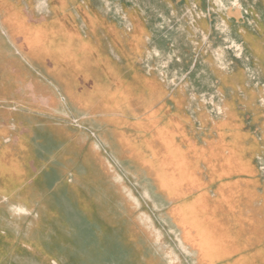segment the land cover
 Masks as SVG:
<instances>
[{
	"label": "rangeland",
	"instance_id": "374dc122",
	"mask_svg": "<svg viewBox=\"0 0 264 264\" xmlns=\"http://www.w3.org/2000/svg\"><path fill=\"white\" fill-rule=\"evenodd\" d=\"M150 258L264 264V0H0V264Z\"/></svg>",
	"mask_w": 264,
	"mask_h": 264
},
{
	"label": "crops",
	"instance_id": "0c3cea01",
	"mask_svg": "<svg viewBox=\"0 0 264 264\" xmlns=\"http://www.w3.org/2000/svg\"><path fill=\"white\" fill-rule=\"evenodd\" d=\"M44 26V25H43ZM47 27V26H46ZM48 28H50V27H48ZM65 41L66 40H63L61 37H60V35H58V38L56 37L55 38V44H50V43H52V42H50V40L48 39V40H44V42H42L41 44L46 48V49H48V50H51V51H53V49H49V48H54L55 47V45L56 44H60L61 43V45H64V47H65ZM57 46V45H56ZM72 46H75V47H78V48H80V46L79 45H72ZM58 47V46H57ZM63 47V48H64ZM63 48H59V49H63ZM86 52H88L87 50H86ZM85 52V53H86ZM90 53L88 52L87 53V60L88 61H91V57H90V55H89ZM28 56V55H27ZM89 56V57H88ZM28 58L30 59V60H32L33 62H36L35 60H33V58L32 57H29L28 56ZM59 66H61V64L60 63H57V67H58V69H59V76H58V79H57V84L59 85V87H60V89H61V91H62V93L66 96V97H68V99H69V102H70V105H71V108L73 109V110H75V111H78V112H87V111H91L92 113H96L97 115H102L103 113H105L106 112V114H108V116H107V118H105L104 120L102 119L101 120V118L99 119V121H101V123H103V121L104 122H107L108 120V118H109V116H111V115H113V113H111V110L110 111H106V110H100L99 108L100 107H98V106H101V102H102V100H104L105 98H106V95H108L110 92H108V93H106L105 95H103V92H105V90L103 89L102 91H100L99 93H95V97H94V101L92 102V104H91V106L90 107H83V106H79L77 103V99H78V96H77V91L75 90L76 89V87L74 86V87H67V89L65 88V83L67 84V83H69L70 81H71V79H68V81L67 80H64V81H59V77H63V74H62V72H61V70H60V67ZM74 72H76V71H74ZM73 75H76V73H72ZM25 77H27L26 75L24 76V78ZM75 77V76H74ZM74 77H72V78H74ZM65 82V83H64ZM4 83V82H3ZM97 84H98V81H97V83H96V88L95 89H97ZM36 85L38 86H41V87H43V88H45L47 91H48V89H47V87H45L44 85H40L39 83H36ZM3 87H4V89H5V91H6V93H8L9 95H11V94H13L12 93V90H13V83H10L9 84V86H6L5 84H3ZM48 92H52L51 90L50 91H48ZM112 93V92H111ZM51 95L52 96H50L49 95V99H51V101H50V103H53L54 105H52L53 107H60V104L58 103V98H57V95L55 94V93H51ZM98 97V98H97ZM97 99V100H96ZM106 102V101H105ZM98 117H101V116H98ZM88 163H89V167H90V170L95 174V175H97V173H96V169H94L93 168V166H92V164L90 163V161H88ZM92 166V167H91ZM78 179H80L79 177H77ZM96 213V212H95Z\"/></svg>",
	"mask_w": 264,
	"mask_h": 264
},
{
	"label": "bare ground",
	"instance_id": "6f19581e",
	"mask_svg": "<svg viewBox=\"0 0 264 264\" xmlns=\"http://www.w3.org/2000/svg\"><path fill=\"white\" fill-rule=\"evenodd\" d=\"M10 71V70H9ZM6 74V73H5ZM10 79V78H9ZM4 84L6 85V86H9V84H10V82H4ZM35 91L38 93V95H39V93L41 94V95H43V96H45V97H49V95L50 96H52L51 95V93L50 92H48L45 88H43V87H41V86H37L36 84H35ZM38 89V90H37ZM35 93V92H34ZM40 97V96H39ZM51 105H54L53 103H50ZM101 161V160H100ZM100 161H99V157H97V160L95 161V165L97 164V166L99 165V163H100ZM90 163L92 164V162L90 161ZM94 164V163H93ZM92 164V166H93V168H94V165ZM103 165V164H102ZM2 167H4L5 166V164H2L1 165ZM91 166V167H92ZM104 166V165H103ZM94 169H96V168H94ZM98 171H97V169H96V173H97ZM97 175H99V173H97ZM160 189H162L163 191H164V189L161 187ZM166 190V189H165ZM12 204V203H11ZM11 206V205H10ZM18 208V207H17ZM135 237V236H134ZM134 242V241H133ZM136 253H139V254H142V252L141 251H136ZM114 258V257H113ZM115 263V262H114ZM146 264H157L152 258H150V259H147V263Z\"/></svg>",
	"mask_w": 264,
	"mask_h": 264
}]
</instances>
